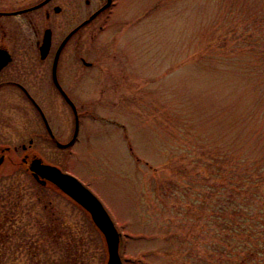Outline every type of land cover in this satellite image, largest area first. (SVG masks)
Masks as SVG:
<instances>
[{
  "label": "rangeland",
  "instance_id": "374dc122",
  "mask_svg": "<svg viewBox=\"0 0 264 264\" xmlns=\"http://www.w3.org/2000/svg\"><path fill=\"white\" fill-rule=\"evenodd\" d=\"M104 1L55 0L56 39ZM113 1L63 50L93 62L86 85L73 91L82 105L72 145L53 144L32 106H0V145L19 147L0 166V264L107 261L105 238L86 210L48 184L38 200L39 183L20 163V144L31 135V153L103 203L121 234L123 264H214L213 184L227 182L231 143L250 146L264 126L262 54L230 36L217 41L229 4ZM55 101L43 109L57 140L67 142L73 113L57 92Z\"/></svg>",
  "mask_w": 264,
  "mask_h": 264
},
{
  "label": "flooded vegetation",
  "instance_id": "af4514ba",
  "mask_svg": "<svg viewBox=\"0 0 264 264\" xmlns=\"http://www.w3.org/2000/svg\"><path fill=\"white\" fill-rule=\"evenodd\" d=\"M105 1L95 10L99 9ZM113 4L114 1L111 0L108 7L98 14ZM60 11L61 6L56 4L55 0H0V106H32L42 121L47 138L53 144H56L57 138L50 118L43 107L55 105L57 92L64 104H67L73 113V136L75 113L69 100L73 102L76 108L80 124V113L77 106L82 104L79 105L77 102L78 94L75 93L74 95L73 91H77V85L83 87L86 85L88 80L86 70L93 65V62L77 51L74 55L64 57L63 50L70 43L71 38L98 15L79 27L68 38L57 55V50L65 36L80 23L69 29L62 38L56 39L53 24L56 13ZM46 30L50 32V40L47 50L44 51L43 42ZM43 115L52 133L48 130ZM33 143L34 135H31L28 144H20V149L23 152L20 163L25 170H27L30 159L36 155L31 153ZM18 149L17 145H13L12 148L7 144L0 145V157H3L0 166L10 161L11 151L16 152ZM27 171L29 172V170ZM48 231L55 232V228L48 227Z\"/></svg>",
  "mask_w": 264,
  "mask_h": 264
},
{
  "label": "trees",
  "instance_id": "16d2710c",
  "mask_svg": "<svg viewBox=\"0 0 264 264\" xmlns=\"http://www.w3.org/2000/svg\"><path fill=\"white\" fill-rule=\"evenodd\" d=\"M216 1L229 4L223 17L227 29L220 32L223 26H217V41L230 36L247 51L260 52L264 69V0ZM260 95L264 96V88ZM256 133L246 148L239 149L236 140L231 143L227 182L213 184L217 195L212 207L217 212L214 264H264V126ZM215 175L222 176L220 166ZM40 191L43 185L38 184L37 198L43 201Z\"/></svg>",
  "mask_w": 264,
  "mask_h": 264
},
{
  "label": "water",
  "instance_id": "95a60500",
  "mask_svg": "<svg viewBox=\"0 0 264 264\" xmlns=\"http://www.w3.org/2000/svg\"><path fill=\"white\" fill-rule=\"evenodd\" d=\"M110 3V0L92 13L89 18L84 20L77 27L72 29L61 42L57 55L62 49L65 42L68 38L82 25L86 24L89 20L94 18L102 9L106 8ZM49 30L45 31L44 34V42H43V50L46 51L50 34ZM65 97L69 100V98L64 93ZM69 102L72 104L73 111L75 113V132L72 138L67 143L56 142L58 146L66 147L73 143L77 131H78V118L76 113V108L71 100ZM45 123L47 125L48 130L51 132L49 125L47 124V120L43 115ZM52 133V132H51ZM3 157H0V163ZM27 169L32 173V175L42 184H46L47 182H51L56 185L59 189H61L65 194L70 196L74 201L80 204L85 210H87L91 216L94 224L99 228V230L103 233L106 247H107V261L106 264H123L121 257L119 255V241H120V233L116 229L113 220L108 214L107 210L103 206L102 202L98 199V197L89 190L78 178L73 176L70 173L62 171L56 165H52L49 163H45L42 161L40 157L34 156L30 159Z\"/></svg>",
  "mask_w": 264,
  "mask_h": 264
}]
</instances>
